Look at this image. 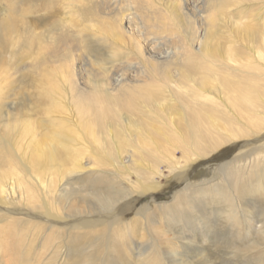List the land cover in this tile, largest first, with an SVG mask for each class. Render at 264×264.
Instances as JSON below:
<instances>
[{
    "label": "rangeland",
    "instance_id": "rangeland-1",
    "mask_svg": "<svg viewBox=\"0 0 264 264\" xmlns=\"http://www.w3.org/2000/svg\"><path fill=\"white\" fill-rule=\"evenodd\" d=\"M210 29L215 38L208 42ZM204 38L208 43L202 51L191 48H199ZM233 39L242 46L233 45ZM254 51L255 56L264 51V0H0V189L3 184L13 188L14 200L6 206L0 198V264H264V194H240V184L233 177L226 181L221 168L210 178L202 177L200 169L173 186L179 171L158 166L161 174L154 181L170 186L163 196L171 202L170 211L154 206L152 217H142L138 224L152 226L160 251L158 246L142 247L152 243L141 245L131 234L121 240V226L109 234L105 226L73 232L55 224L57 216L64 222L92 217L110 199L128 203L136 194L121 184L120 176L142 191L136 179L146 183L150 172L135 161L131 148L122 154L131 174L122 167L118 178L112 166L85 156L86 167H98L96 175L71 174L62 180L56 159L48 155L53 131L60 129L70 136L68 152L59 156H65L68 171L76 166L73 159H80L72 153L80 152L78 137L75 141L61 117L69 114L66 104L94 94L93 84L104 80L112 85L103 83L99 92L108 89L120 101L145 83L161 87L159 99L173 117L161 120L159 128L176 122L187 134L186 114L181 117L187 103L180 99L192 83L178 81V70L187 66L195 74L202 68L201 74L234 75L236 69L244 70V60ZM262 62L252 65L264 69ZM261 102L259 110L264 111ZM151 117V124L160 119ZM237 122L236 117L228 121L234 127ZM219 123L226 124L221 129L228 124ZM46 134L40 153L38 142ZM234 143L220 150L228 151ZM173 152L181 158V152ZM258 161L244 183L264 182V156ZM107 172L116 183L101 177ZM196 180L202 189L196 194V209L187 196L171 198ZM222 196L231 205L233 196L241 199L235 221L227 218L236 211L226 209ZM6 208L12 212H4ZM198 220L204 223L198 225Z\"/></svg>",
    "mask_w": 264,
    "mask_h": 264
},
{
    "label": "bare ground",
    "instance_id": "bare-ground-1",
    "mask_svg": "<svg viewBox=\"0 0 264 264\" xmlns=\"http://www.w3.org/2000/svg\"><path fill=\"white\" fill-rule=\"evenodd\" d=\"M214 34L212 32L206 38L208 42L214 40ZM207 40L205 41L204 38L199 48L192 45L191 48L200 52L203 50L204 45L208 43ZM239 42L238 39L232 40V44L242 46ZM138 51L143 59L141 47ZM255 55V51L253 57L248 55V58L252 61L249 59L244 60L242 65L244 70L238 68L235 70L234 75L227 73L228 75L220 76L209 71L201 74L202 68L198 74H195L187 66L178 70V81L188 80L192 83V86L184 87L186 93L180 99L181 103H187L186 107L183 108V116H181L184 118L186 114L184 129L187 130V134H184L183 129L176 122L173 123L175 128H166L165 125V128H159V125H162L161 120L170 119L173 114L166 109L167 104L162 103V100L159 99L161 87L152 86L148 83L141 87L143 90L140 88L137 92L128 91L127 97L120 101L118 99L121 97L118 96V99H116L109 94L108 89L104 90L103 93L99 92V88L103 83L104 86L112 85L110 81L105 83L104 80L102 83L99 82V85L98 83L93 84L94 94L86 97L79 96L66 104L69 114L63 115L61 119L68 124L70 131L76 135L75 141L78 137L77 144L80 152L72 154L80 160L77 161L73 157L76 166H73L69 171L65 169L63 160L65 156L60 157L59 154L60 152H68L66 137L70 135L61 132L60 129L54 130L48 155L49 157L51 155V161H53L52 158L56 159L54 163L57 170H61L64 175L62 180L71 174L87 172L90 175H96L98 167H86L83 161L85 156L95 162L99 161L98 163L101 166L105 167L107 164L112 166L116 170V178L122 175V172L119 171L122 167L127 169L128 174H131L126 164L123 163L122 157L123 153H129L130 148L135 161L146 167L147 171L150 172V176L147 178L146 183H143L140 178L136 179L141 188L143 185L141 192L130 185L129 179L125 180L122 176L118 178L121 184L128 186L132 196L136 194L135 197H131L128 203L120 205L118 200L110 199L104 204V209L107 211L97 208L94 210L96 213H92V217L84 220L77 219L73 222H64L57 216L54 219L55 224L62 228H69L73 232L82 229L96 230L105 226L109 230V234H112L111 230L115 226H121L119 230L121 240L129 238L131 234L132 238L142 243L141 245H147L149 241L152 243L151 246L142 247H152L154 250L158 246L157 249L162 251L163 247L159 245L158 239L152 236V226L148 224L141 228L138 224L142 217L145 219L152 217L154 206L160 211L164 209L170 211V207L167 205L171 202L166 203L163 200V196L170 186L164 188V186L154 181L161 174L158 169L159 165L179 171L173 186L180 185L186 176L200 169H202V177L210 178L221 168L220 171L226 181H228V178L233 177L240 184V189L242 188L240 194H264V182L244 183L245 176L249 177L250 174L254 173L253 167L258 166L260 162L258 160L261 156H264V111L259 110L261 101L264 99V85H261V83H264V74L260 75L264 73V69L252 65L259 64L257 66H260L263 64L264 51H258L257 56ZM239 63V60L236 59V64ZM241 74L243 75L241 76ZM168 81L169 84L175 85L173 79L169 76ZM119 92L122 91L119 90ZM204 93H207V95H204ZM173 106L175 105L172 104ZM151 115L160 118L156 121L157 123L151 124L149 122L152 119ZM231 117L238 118L237 127L228 123ZM222 120L228 123L225 129H221L222 126L226 125L225 123H219ZM224 135H228V137L223 140L222 136ZM47 136L48 134L38 142L40 153H42L41 144L45 142ZM71 140L74 141V138H71ZM237 140L240 141L237 143ZM230 142H235L230 150H220ZM203 147L204 152H201ZM73 151H78L75 146ZM173 151L181 152V158L177 159ZM255 155L256 157H253ZM250 157L251 162L244 164ZM225 159L231 160L223 165L221 161ZM256 161L258 162L249 168L247 167ZM112 176L113 174L107 172L105 176L101 177H108L109 183H116L115 178ZM37 180L38 183H41L38 178ZM196 182L197 180L188 182L184 188L174 192L171 198L181 201L180 199L187 196L191 201L187 203L196 209L195 200L199 197L196 194L202 190H199L200 186L195 184ZM26 189L28 188L26 187ZM58 193L62 194L61 190ZM12 194L13 188L11 189L3 184L0 189V198L6 202V206L14 201ZM194 194L195 197H193ZM225 197L222 196V202L229 205L226 209L236 211L235 214L227 213V218L235 221L241 199L238 196H233L230 200L234 202V205H231L226 199L224 200ZM145 198L150 200L145 201ZM216 198L220 199L218 196ZM3 211L12 212L7 208ZM172 218L173 215L169 216V219L172 220ZM197 223L202 225L204 222L198 220Z\"/></svg>",
    "mask_w": 264,
    "mask_h": 264
}]
</instances>
